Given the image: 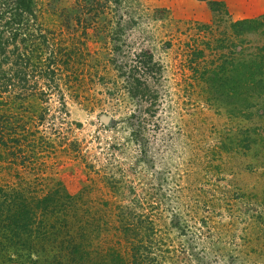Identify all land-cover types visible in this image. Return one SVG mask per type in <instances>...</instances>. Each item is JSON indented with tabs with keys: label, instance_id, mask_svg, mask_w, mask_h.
I'll return each mask as SVG.
<instances>
[{
	"label": "rangeland",
	"instance_id": "rangeland-1",
	"mask_svg": "<svg viewBox=\"0 0 264 264\" xmlns=\"http://www.w3.org/2000/svg\"><path fill=\"white\" fill-rule=\"evenodd\" d=\"M168 1L36 0L72 62L53 81L2 93L13 141L0 144V188L82 189L103 221L91 234L102 247L124 250L111 226L125 207L152 221L162 264H264V96L231 117L208 102L202 77L225 54L264 47V21L237 38L229 24L239 19L218 3L202 23ZM140 51L158 73L131 61Z\"/></svg>",
	"mask_w": 264,
	"mask_h": 264
},
{
	"label": "trees",
	"instance_id": "trees-1",
	"mask_svg": "<svg viewBox=\"0 0 264 264\" xmlns=\"http://www.w3.org/2000/svg\"><path fill=\"white\" fill-rule=\"evenodd\" d=\"M208 4L214 10L213 2ZM41 12L36 0H0V98L2 93L17 94L9 92L11 87L17 86L20 91L28 85V78L45 77L53 81L54 75L62 71L61 65L72 62L73 51L68 43L56 44L47 35L40 20ZM262 21L264 14L235 20L229 25L238 38L257 30ZM240 55L225 54L202 74L208 102H221L231 117L241 116L257 98L264 96V47ZM131 61L151 64L147 72L159 71L151 55L143 51L134 53ZM135 81L134 87H138L134 88L135 93L145 96L147 86L139 89L141 82ZM30 83L28 89L37 87V81ZM213 95L215 99L209 97ZM216 95L221 99H216ZM10 109L7 102L0 100L2 145L11 139L7 134L11 129ZM83 193L82 189L71 194L55 190L31 196L19 187L0 188V260L14 264H162L160 243L152 237V221L129 208L117 207L115 225L111 226L124 243L123 251L114 244L102 247L92 241L95 237L91 234L103 221L89 212ZM38 236H52L49 247L38 246Z\"/></svg>",
	"mask_w": 264,
	"mask_h": 264
},
{
	"label": "crops",
	"instance_id": "crops-1",
	"mask_svg": "<svg viewBox=\"0 0 264 264\" xmlns=\"http://www.w3.org/2000/svg\"><path fill=\"white\" fill-rule=\"evenodd\" d=\"M209 1L218 3L235 19L254 18L264 13V0H169L167 3L175 4L174 7L180 5V11L183 6V19L192 18L205 23L213 13L207 4Z\"/></svg>",
	"mask_w": 264,
	"mask_h": 264
}]
</instances>
